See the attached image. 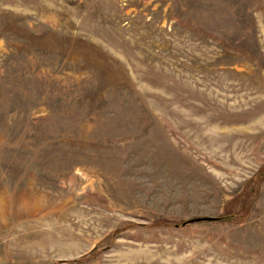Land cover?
<instances>
[{
    "label": "rangeland",
    "instance_id": "rangeland-1",
    "mask_svg": "<svg viewBox=\"0 0 264 264\" xmlns=\"http://www.w3.org/2000/svg\"><path fill=\"white\" fill-rule=\"evenodd\" d=\"M0 264H264V0H0Z\"/></svg>",
    "mask_w": 264,
    "mask_h": 264
},
{
    "label": "water",
    "instance_id": "water-1",
    "mask_svg": "<svg viewBox=\"0 0 264 264\" xmlns=\"http://www.w3.org/2000/svg\"><path fill=\"white\" fill-rule=\"evenodd\" d=\"M215 219H212V218H203V219H195L193 221H190L189 223H186V224H191V223H196V222H204V221H213Z\"/></svg>",
    "mask_w": 264,
    "mask_h": 264
}]
</instances>
